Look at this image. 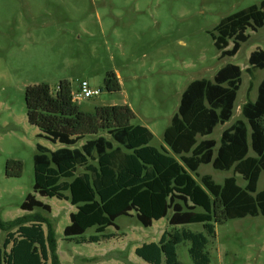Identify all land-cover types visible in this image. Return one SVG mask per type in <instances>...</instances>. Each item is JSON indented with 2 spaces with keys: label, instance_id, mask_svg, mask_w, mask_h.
Segmentation results:
<instances>
[{
  "label": "trees",
  "instance_id": "obj_1",
  "mask_svg": "<svg viewBox=\"0 0 264 264\" xmlns=\"http://www.w3.org/2000/svg\"><path fill=\"white\" fill-rule=\"evenodd\" d=\"M263 27L264 0L223 18L210 34L218 59L234 57L249 40L247 31ZM248 65V73L264 70V50L251 52ZM241 74L239 66L226 64L212 80L189 83L160 150L151 146L148 128L131 123L135 115L126 104L86 113L73 101L67 81L54 91L47 84L28 86L27 122L38 129L37 137L59 147L50 150L36 144L32 193L20 209L50 213V206L37 196L68 201L75 211L63 234L76 244L113 239L108 228L119 230L116 220L131 213L144 228L166 219L169 229L160 240L136 248L135 255L147 264H180L177 246L189 242L193 264H210L206 249L216 225L264 217V188L258 190L264 173V75L255 100L242 106V119L224 129L218 143L209 138L231 119ZM104 88L109 93L121 90L114 72L106 74ZM202 165L233 175L222 184L204 175L198 183L195 177ZM21 173V162L7 161V177ZM195 224L203 231L184 229ZM89 229L95 233L85 237ZM0 232L5 233L2 243L0 235V264H60L48 218L27 214L8 222L0 219Z\"/></svg>",
  "mask_w": 264,
  "mask_h": 264
},
{
  "label": "rangeland",
  "instance_id": "obj_2",
  "mask_svg": "<svg viewBox=\"0 0 264 264\" xmlns=\"http://www.w3.org/2000/svg\"><path fill=\"white\" fill-rule=\"evenodd\" d=\"M262 1L0 0V219L8 222L27 214L48 218L60 264H147L134 251L158 242L169 229L166 219L144 228L131 213L116 220L119 230L108 228L113 239L76 244L63 234L75 211L68 201L37 196L50 206V213L20 209L32 193L36 144L50 150L59 147L37 137L38 129L27 122L26 88L47 84L54 91L61 81H67L76 93L78 85L86 81L100 93L79 101L81 111L126 104L135 115L131 123L148 128L153 135L151 146L160 150L163 133L187 85L198 79L212 80L226 64L237 65L242 74L233 115L209 137L218 143L222 131L242 119V106L255 100L264 70H246L250 53L264 50V27L248 30L249 40L238 53L222 60L210 34L223 18ZM108 72L118 77L120 91L105 90ZM9 160L21 162L20 177L6 176ZM204 175L222 184L233 174L202 165L195 177L198 183ZM236 178L243 186L242 179ZM263 188L264 173L258 190ZM43 228L46 232V225ZM184 229L203 231L198 224ZM94 233L89 229L84 236ZM0 235L2 243L5 233ZM189 246V242L177 246L180 264H193ZM206 251L210 264H264V217L248 216L216 225Z\"/></svg>",
  "mask_w": 264,
  "mask_h": 264
},
{
  "label": "built area",
  "instance_id": "obj_3",
  "mask_svg": "<svg viewBox=\"0 0 264 264\" xmlns=\"http://www.w3.org/2000/svg\"><path fill=\"white\" fill-rule=\"evenodd\" d=\"M99 93H100L99 90L92 89L90 87V85L86 81H82L78 85L77 92L76 93H73L72 92L73 101H75L76 103H78L81 100L90 99L92 97L98 96Z\"/></svg>",
  "mask_w": 264,
  "mask_h": 264
},
{
  "label": "crops",
  "instance_id": "obj_4",
  "mask_svg": "<svg viewBox=\"0 0 264 264\" xmlns=\"http://www.w3.org/2000/svg\"><path fill=\"white\" fill-rule=\"evenodd\" d=\"M118 78V77H117ZM256 98V97H255ZM157 243V242H156Z\"/></svg>",
  "mask_w": 264,
  "mask_h": 264
}]
</instances>
